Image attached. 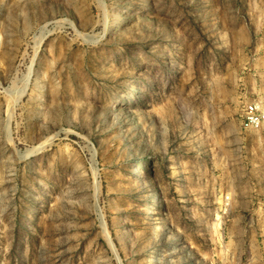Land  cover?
Listing matches in <instances>:
<instances>
[{
    "label": "rangeland",
    "instance_id": "374dc122",
    "mask_svg": "<svg viewBox=\"0 0 264 264\" xmlns=\"http://www.w3.org/2000/svg\"><path fill=\"white\" fill-rule=\"evenodd\" d=\"M250 102L264 0H0V264H264Z\"/></svg>",
    "mask_w": 264,
    "mask_h": 264
},
{
    "label": "built area",
    "instance_id": "2783aa9c",
    "mask_svg": "<svg viewBox=\"0 0 264 264\" xmlns=\"http://www.w3.org/2000/svg\"><path fill=\"white\" fill-rule=\"evenodd\" d=\"M264 124V110L259 103L250 102L243 110L242 127L244 129L258 130Z\"/></svg>",
    "mask_w": 264,
    "mask_h": 264
},
{
    "label": "bare ground",
    "instance_id": "6f19581e",
    "mask_svg": "<svg viewBox=\"0 0 264 264\" xmlns=\"http://www.w3.org/2000/svg\"><path fill=\"white\" fill-rule=\"evenodd\" d=\"M152 210V206H150V211Z\"/></svg>",
    "mask_w": 264,
    "mask_h": 264
}]
</instances>
